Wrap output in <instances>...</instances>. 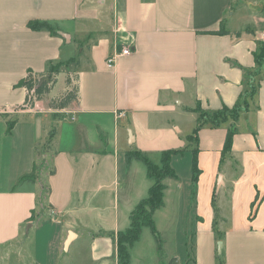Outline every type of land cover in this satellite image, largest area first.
Instances as JSON below:
<instances>
[{"label":"crops","instance_id":"0c3cea01","mask_svg":"<svg viewBox=\"0 0 264 264\" xmlns=\"http://www.w3.org/2000/svg\"><path fill=\"white\" fill-rule=\"evenodd\" d=\"M34 20L58 35L33 30ZM262 32L264 0H0V264H75L84 250L93 264H119L117 234L153 185L146 165L126 159L137 149L159 160L180 150L171 160L177 177L164 180L153 214L157 232L158 213L173 217V264H264ZM127 44L131 52L108 67ZM74 58L77 101L51 107L68 89L57 94L56 83L22 108L29 72ZM248 91L234 121L205 124L197 150L188 147L202 110L243 104Z\"/></svg>","mask_w":264,"mask_h":264},{"label":"trees","instance_id":"16d2710c","mask_svg":"<svg viewBox=\"0 0 264 264\" xmlns=\"http://www.w3.org/2000/svg\"><path fill=\"white\" fill-rule=\"evenodd\" d=\"M30 28L33 30H47L53 35H58V31L60 28L48 21H31L29 23ZM218 33H227V30H219ZM238 35L241 32H237ZM258 61L264 60V42L260 46V53L257 54ZM71 61L75 62V65H79V60L74 58ZM51 63L49 65L48 71L46 73H36L29 72L27 76L22 81V86L26 88L27 94L22 105L23 109L33 108L35 103L44 97H46L55 84L57 83V75L60 73L59 64ZM66 84L68 86L67 91L58 99H53L50 102V106L54 108H66L72 102L78 100V85L72 84L71 75L67 74L66 76ZM252 90L254 91V87ZM252 94V92H251ZM249 94H245L243 96V104H237L233 108L225 107L223 110L216 112H207L203 111L200 113V118L197 126L194 131L188 137V147L190 144L194 143V147H196L199 137V131L202 126L205 124H210L211 126H219L223 122L227 120L234 121L238 116L241 108L246 105L247 96ZM196 110H200L197 108ZM201 111V110H200ZM55 132V128H53L49 132V137L46 143V149H49L50 144L52 142V135ZM235 134V127H230L228 129L225 143H224V152H229L232 147L233 137ZM197 147L195 148V151ZM180 150H164L161 152L160 165L155 163L150 159V157L145 154L141 150L130 151L126 154V159L128 163H130L133 159H137L142 161L146 167L148 176L153 179V185L150 188L149 194L146 198H144L140 203L134 208L130 216V225L127 229L119 231L117 234V248L119 255V264H130L131 261V252L130 249L132 245L140 239L144 227H149L154 235H158L157 228L154 222L153 214L156 209L162 206L164 199V189L166 184L164 180L166 178H176L177 174L172 166L171 160L173 154L177 153ZM50 174L55 173V168H52L49 172ZM193 177L196 179L198 177L199 170L197 168L196 163L193 165ZM31 176H27L24 179L32 180ZM45 195H49L51 192L50 187H48L45 191ZM213 210H214V219H213V229L218 237L221 236V232L219 230V223L225 220L222 215V210L219 206L217 195H214L213 201ZM38 213L36 210H33L30 220H34L37 218ZM221 239V238H220ZM222 255L220 254L219 257ZM176 258L171 260L170 264H173Z\"/></svg>","mask_w":264,"mask_h":264},{"label":"rangeland","instance_id":"374dc122","mask_svg":"<svg viewBox=\"0 0 264 264\" xmlns=\"http://www.w3.org/2000/svg\"><path fill=\"white\" fill-rule=\"evenodd\" d=\"M74 67H75V62L73 61L61 62L59 64L60 73L63 72V74H60L59 76V82H57L56 84L55 93L58 94L62 92L66 83L67 74L71 75L72 77L76 76L75 70L73 69ZM250 93L251 92L248 91V93L246 94H250ZM203 111L204 110H202L201 112ZM58 113L60 116V112ZM193 145L194 143L190 144V146ZM150 159L160 165V160L157 155H151ZM181 160L183 162L185 159L183 158ZM139 164L145 168V164L142 163V161L140 162L139 160ZM156 221H158V226L160 228L158 235L155 236L149 227L143 228L141 241L136 243L135 246L130 250L131 252L130 264H170L171 260L175 257L174 256L175 250H173L174 233L172 232L174 229V224H172L173 217L169 216L168 214L163 215L161 213H158ZM191 232L188 231L186 234V236H188V238L186 237L187 238L186 256H188V253L191 252V248H192V238L194 236V233L191 234ZM218 253H220L219 246H218ZM88 260H89V251L84 250L82 251L81 256H78L75 264H93Z\"/></svg>","mask_w":264,"mask_h":264},{"label":"built area","instance_id":"2783aa9c","mask_svg":"<svg viewBox=\"0 0 264 264\" xmlns=\"http://www.w3.org/2000/svg\"><path fill=\"white\" fill-rule=\"evenodd\" d=\"M260 38L261 39H264V32H262L260 34ZM131 52V47L129 44L125 45V46H122L119 50H117L116 54H114L113 56H109L108 59H107V64H108V67H113L114 64H115V56H118V55H127Z\"/></svg>","mask_w":264,"mask_h":264},{"label":"water","instance_id":"95a60500","mask_svg":"<svg viewBox=\"0 0 264 264\" xmlns=\"http://www.w3.org/2000/svg\"><path fill=\"white\" fill-rule=\"evenodd\" d=\"M60 35H62L64 37H69L68 34L63 33V32H60ZM131 136H132V132H131ZM132 138H133V136H132ZM73 237H74V233L73 232H70V236H69V238L67 239V241L65 243V248L68 247V245H69V243H70V241L72 240ZM218 246H219V251L221 252V250H222V241H219Z\"/></svg>","mask_w":264,"mask_h":264}]
</instances>
